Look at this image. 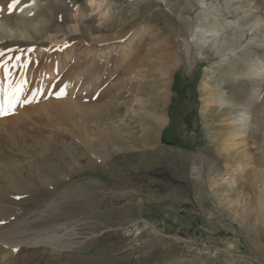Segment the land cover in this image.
<instances>
[{"label":"rangeland","instance_id":"rangeland-1","mask_svg":"<svg viewBox=\"0 0 264 264\" xmlns=\"http://www.w3.org/2000/svg\"><path fill=\"white\" fill-rule=\"evenodd\" d=\"M12 2L0 167L31 178L0 191V264H264V130L230 126L264 105V0ZM162 70L167 120L151 132ZM210 91L235 108L214 131ZM38 233L56 238L28 246Z\"/></svg>","mask_w":264,"mask_h":264},{"label":"bare ground","instance_id":"bare-ground-1","mask_svg":"<svg viewBox=\"0 0 264 264\" xmlns=\"http://www.w3.org/2000/svg\"><path fill=\"white\" fill-rule=\"evenodd\" d=\"M263 74H264V67H260L259 69H257L256 75H258L260 78H262ZM171 79H172L171 74L166 70H162L161 77L157 78V80L154 81V83L152 85L153 89H150V91L155 90V92H152V93L150 92L152 94L153 98L151 100H149V105H148L149 107H147V110H146V114L148 115L149 120L151 121V125H152L151 132H155L156 129L158 130V128L162 127L167 120V117H166V110L167 109H166V107L164 109H162L161 103L163 102L164 95L167 92V87L170 85ZM205 88L206 87L203 86V91L205 90ZM215 93L216 92L210 91L211 98H212L211 101H212V103H215V105L213 106V112L211 113V117L209 119L210 124L208 125V129L211 131H214L218 127V126L216 127V126H211V125L215 123L214 121H216V119L221 120L220 114L224 115V112H227L229 109H231V110L235 109V108H233V106L232 107L231 106H229V107L225 106L226 99L221 97V96H215L218 94V93H216V94ZM247 107L249 109V105ZM247 107L242 109L243 113L240 111V109H238L239 110L238 112L241 113V115L239 116V118L233 119L232 124H230V126L232 128H234L233 131L236 132L235 135L242 134V132L245 133L247 130L251 129V127H254V126H255V128L259 127L262 130H264V105L259 106L258 109L255 108L256 110H255V112L254 111L252 112L251 116H249L248 110L244 111ZM250 107H251V105H250ZM64 112L66 113V111H64ZM81 114H83V111H81ZM89 118H90V116H86V115L84 116V114H83L81 116V118L79 119L82 122L81 125L85 127ZM225 126H227V125H225ZM34 128L37 130L39 129L41 132L43 131L42 128H40V127H34ZM232 137H233V135H232ZM205 164L206 163L204 162L202 157H199V163L193 169V173L196 175V178L199 181L202 180L203 175L205 173ZM35 166L39 167L37 164ZM97 167L99 168V166H97V165L93 166V169L97 168ZM0 171H1L0 180L7 181V184L5 186L0 187V191L4 192L6 190H8V191L13 190L15 193L25 192V189H24L25 185L23 184V182L25 179H30L31 176H30V174H27V175L23 174L25 171V167L23 165H17V164L13 165L11 163H8L5 165H2L0 167ZM14 171L18 172V174H15ZM5 172L8 175H4L3 173H5ZM20 174L25 175V177L24 178L18 177V175H20ZM1 175L3 177H1ZM28 236L30 237V239L29 240L27 239L28 241L26 242L28 246L29 245L34 246L36 244H39L40 242H43L45 244L46 243L49 244V242H50L49 245H51L50 240L56 238L55 233L50 234V235L46 234V233H38V234H34V236H32V237H31V235H28ZM15 241H16V239H15ZM22 244L25 245L24 243H22ZM22 244L19 243L17 245H22Z\"/></svg>","mask_w":264,"mask_h":264},{"label":"snow or ice","instance_id":"snow-or-ice-1","mask_svg":"<svg viewBox=\"0 0 264 264\" xmlns=\"http://www.w3.org/2000/svg\"><path fill=\"white\" fill-rule=\"evenodd\" d=\"M20 2V0H13L12 4L9 5V8L12 9L13 7H15L18 3ZM34 2V0H33ZM0 55H3V53H0ZM61 93H57V95H60ZM27 102V101H26ZM9 107H14V105H12L11 103L8 105ZM9 114L6 110V108L3 105H0V116L2 115H6Z\"/></svg>","mask_w":264,"mask_h":264}]
</instances>
